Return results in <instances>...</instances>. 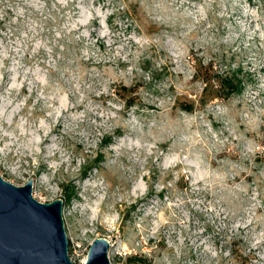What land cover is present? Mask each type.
<instances>
[{
  "label": "rangeland",
  "instance_id": "obj_1",
  "mask_svg": "<svg viewBox=\"0 0 264 264\" xmlns=\"http://www.w3.org/2000/svg\"><path fill=\"white\" fill-rule=\"evenodd\" d=\"M0 175L77 263L264 264V0H0Z\"/></svg>",
  "mask_w": 264,
  "mask_h": 264
},
{
  "label": "water",
  "instance_id": "obj_2",
  "mask_svg": "<svg viewBox=\"0 0 264 264\" xmlns=\"http://www.w3.org/2000/svg\"><path fill=\"white\" fill-rule=\"evenodd\" d=\"M33 188V179L19 186L0 175V264H112L105 237L94 240L84 263L73 261L64 200L42 202Z\"/></svg>",
  "mask_w": 264,
  "mask_h": 264
},
{
  "label": "trees",
  "instance_id": "obj_3",
  "mask_svg": "<svg viewBox=\"0 0 264 264\" xmlns=\"http://www.w3.org/2000/svg\"><path fill=\"white\" fill-rule=\"evenodd\" d=\"M249 2H252L253 0H248ZM210 73L209 68H207V74ZM209 80V79H208ZM242 81L237 78L236 75H231L230 73L225 76V78H222L221 81V89L223 90L222 96L225 98L230 97L232 94L239 92L241 90Z\"/></svg>",
  "mask_w": 264,
  "mask_h": 264
}]
</instances>
